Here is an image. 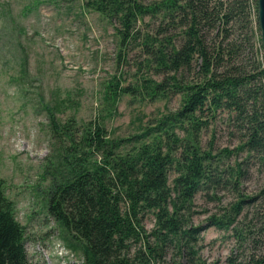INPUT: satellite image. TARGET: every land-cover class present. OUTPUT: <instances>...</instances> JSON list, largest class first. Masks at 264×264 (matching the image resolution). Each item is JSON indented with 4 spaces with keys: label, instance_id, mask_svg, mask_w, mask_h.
Wrapping results in <instances>:
<instances>
[{
    "label": "trees",
    "instance_id": "obj_1",
    "mask_svg": "<svg viewBox=\"0 0 264 264\" xmlns=\"http://www.w3.org/2000/svg\"><path fill=\"white\" fill-rule=\"evenodd\" d=\"M83 5L116 24L122 49L138 48L143 56L139 85L107 84L110 104L123 93H139L150 100L178 94L180 105L125 138H110L100 120L81 125L74 117L61 120L44 105L51 148L43 165L48 184L40 191L46 213L67 246L81 252L82 264H156L168 247L194 263V244L205 228L192 224L197 193L204 191L210 200L227 188L236 193L229 208L207 217L206 226L228 229L251 198L239 190L242 164L232 167L225 159L247 153L264 161V62L248 73L236 63L242 47L230 38L251 5L258 30L257 0H83ZM218 110L232 113L240 131L232 149L214 151L211 142L207 147L200 142ZM148 212L155 219L150 232L143 225ZM24 236L0 177V264L26 263Z\"/></svg>",
    "mask_w": 264,
    "mask_h": 264
},
{
    "label": "rangeland",
    "instance_id": "obj_2",
    "mask_svg": "<svg viewBox=\"0 0 264 264\" xmlns=\"http://www.w3.org/2000/svg\"><path fill=\"white\" fill-rule=\"evenodd\" d=\"M253 17L251 5L247 20L235 23L230 35L242 47L236 63L248 73L259 70L263 60ZM145 22L152 24L148 18ZM115 25L83 0H0V177L24 227L25 264H82L81 252L67 246L43 206L40 191L48 184L43 165L51 150L44 105L61 120L74 117L78 125L100 120L110 138L138 135L180 105L178 94L150 100L123 93L113 105L104 97L112 80L120 87L139 85L137 69L143 59L138 48L122 49ZM145 73L142 67L140 74ZM200 142L203 147L211 142L214 151L236 147L240 131L233 114L218 110ZM238 162L244 170L239 190L251 200L236 222L228 229L206 226L209 215L236 201L232 189L218 191L215 200L199 191L192 224L205 228L194 244L196 260L191 263L168 247L156 264H264V161L247 153L225 159L232 167ZM154 224L153 213H145V229L150 232ZM132 247L134 251L138 244Z\"/></svg>",
    "mask_w": 264,
    "mask_h": 264
},
{
    "label": "water",
    "instance_id": "obj_3",
    "mask_svg": "<svg viewBox=\"0 0 264 264\" xmlns=\"http://www.w3.org/2000/svg\"><path fill=\"white\" fill-rule=\"evenodd\" d=\"M257 21L260 30L261 46L263 50L264 62V0H257Z\"/></svg>",
    "mask_w": 264,
    "mask_h": 264
}]
</instances>
